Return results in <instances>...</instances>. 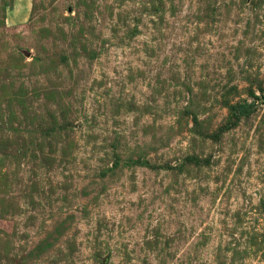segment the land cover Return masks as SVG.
I'll list each match as a JSON object with an SVG mask.
<instances>
[{
  "label": "rangeland",
  "instance_id": "rangeland-1",
  "mask_svg": "<svg viewBox=\"0 0 264 264\" xmlns=\"http://www.w3.org/2000/svg\"><path fill=\"white\" fill-rule=\"evenodd\" d=\"M0 264H264V0H0Z\"/></svg>",
  "mask_w": 264,
  "mask_h": 264
}]
</instances>
